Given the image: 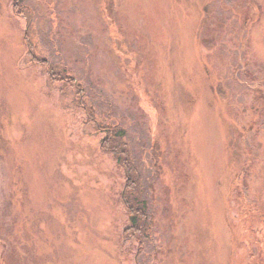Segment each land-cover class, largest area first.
<instances>
[{"label": "rangeland", "instance_id": "obj_1", "mask_svg": "<svg viewBox=\"0 0 264 264\" xmlns=\"http://www.w3.org/2000/svg\"><path fill=\"white\" fill-rule=\"evenodd\" d=\"M22 5L34 52L0 0V264H264V0ZM33 55L127 129L142 224L107 133Z\"/></svg>", "mask_w": 264, "mask_h": 264}, {"label": "trees", "instance_id": "obj_2", "mask_svg": "<svg viewBox=\"0 0 264 264\" xmlns=\"http://www.w3.org/2000/svg\"><path fill=\"white\" fill-rule=\"evenodd\" d=\"M24 0H13V8L17 12V14L26 16L28 18V27L26 31V39L27 43L29 44V47L31 51H35V45L33 43L32 39V33L34 36V29L31 27L32 22L30 21V13L28 10L22 5ZM26 11L29 13L28 15L26 14ZM35 61L37 60L38 62H41L42 65L46 67L48 70L50 77L57 80L61 81L62 83L66 85H72L74 90H75V96L78 103L80 106L83 107L84 111L88 115L89 118L92 120L98 122L96 125L99 127V129L107 133L105 137V141L107 140L110 142L112 145H114L113 151L115 152V155L120 163H122L126 167V172H127V177L128 179L130 178V182H128V188L125 191L124 194V202L127 205V209L130 213V218L132 220V223L136 224H142L141 221L138 219V216L140 215V211L142 207H146L145 200H141L140 196L141 194L139 193L141 191L140 183H141V174L140 172L138 173L136 171H133L131 169V157H130V152H129V146L128 142L125 140V134H126V128H124L121 125L118 124H109L107 123L106 125H101V121L98 119V114L94 110V107L92 104L88 103L86 100H84V97L86 96V93L83 89V86L77 81V79L71 75L68 71L67 67L64 66H59L57 64H54L52 62L47 61L45 58H40L37 57L36 55H33ZM134 173V175H129L130 173ZM132 189V190H130ZM137 194V195H136ZM134 199V202H133ZM142 203L143 206H140ZM135 213H138L137 216L134 215Z\"/></svg>", "mask_w": 264, "mask_h": 264}, {"label": "bare ground", "instance_id": "obj_3", "mask_svg": "<svg viewBox=\"0 0 264 264\" xmlns=\"http://www.w3.org/2000/svg\"><path fill=\"white\" fill-rule=\"evenodd\" d=\"M27 24H28V20H27ZM26 31H27V28H26ZM32 52V51H31Z\"/></svg>", "mask_w": 264, "mask_h": 264}]
</instances>
